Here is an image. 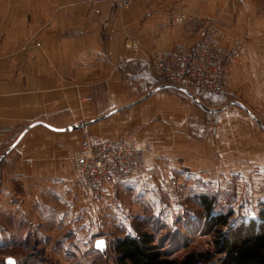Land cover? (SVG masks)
<instances>
[{
	"label": "crops",
	"instance_id": "1",
	"mask_svg": "<svg viewBox=\"0 0 264 264\" xmlns=\"http://www.w3.org/2000/svg\"><path fill=\"white\" fill-rule=\"evenodd\" d=\"M207 21L242 37L228 92L264 94V0H139L122 11L86 0H0V244L19 243L25 225L48 252L84 237L71 157L86 135L132 139L145 152L133 181L105 186L95 202L97 220L119 228L116 239L176 215L179 177L207 196L257 190V182L264 189L258 117L233 103L204 108L158 87L151 73L154 53L194 45ZM129 39L138 51L126 49ZM257 198L264 203L263 192Z\"/></svg>",
	"mask_w": 264,
	"mask_h": 264
},
{
	"label": "rangeland",
	"instance_id": "2",
	"mask_svg": "<svg viewBox=\"0 0 264 264\" xmlns=\"http://www.w3.org/2000/svg\"><path fill=\"white\" fill-rule=\"evenodd\" d=\"M192 8L193 4L189 7V9ZM193 15V13L190 15L188 14V17H186V19H188V24L185 25L190 24V20L194 17ZM177 19L175 21L176 23H178ZM208 24H214L218 27L222 37L221 41L225 46H231V43H234L235 41H238L241 46L240 62L230 73L231 75L241 67L244 48L241 40L242 37H240L238 31L229 32L222 29L217 21H207L205 26ZM185 44L188 47L193 46L188 45L187 43ZM227 81L224 92L219 95H223V97H227L234 102L243 104L244 107L252 111L261 122L260 129L264 133V94L258 95L255 92L251 93L242 91L240 86L234 87L231 92H228L229 89ZM184 97L188 98L187 96ZM201 97L205 96L202 95ZM87 137L93 138L91 135H86L83 139L85 140ZM260 177L262 178V176ZM259 180L264 181V178ZM181 181L185 182V187L182 189L178 187V184ZM257 184L259 185V189L252 191L247 190V187L245 186V188L241 190L233 187L229 190L220 191L215 194L209 193V196L215 195L218 199L215 212H227L229 210L234 211L231 223L224 229V231L229 232L235 224L241 222V219L244 221H250L249 217L252 214L257 218V213L264 206V203L262 204V202H260L261 200H258L257 198V193H264V189L260 187L261 182H257ZM175 186L177 192L176 195H178L177 198L180 199L174 207L177 209L178 213L173 216H168V219L164 221H156L152 219L145 226H140V230L144 233L147 232L153 235L155 245L159 247V250L162 253L171 251L176 256H180L190 251H194L198 254L214 252L215 248L213 236L211 234H204L205 214L198 199L203 195L198 194L199 191L197 192L190 189L188 183L180 177L176 179ZM81 198L84 199V203L86 205L84 206V237H79V232H77V237H73L75 239L72 240V246H69L67 251L65 249L62 250L61 245L57 244L52 247L51 252H48V244H44L42 241H39L37 237L28 233L27 225H25L26 227H24V229L26 231H19V235L23 234L19 237V243L11 246H6L3 243L0 244V264L4 263L8 257L15 258L17 264H116V257L112 249L115 241L117 240L116 237L119 234V228L114 225L111 218L108 219L106 217L104 222L97 220L95 214V202L99 198L93 199L89 195L85 197L81 196ZM14 225H16V223ZM102 235L107 237L108 248L106 255H103L99 250H96L94 246L96 240ZM220 258V256H215L210 261L204 262V264H220Z\"/></svg>",
	"mask_w": 264,
	"mask_h": 264
},
{
	"label": "built area",
	"instance_id": "3",
	"mask_svg": "<svg viewBox=\"0 0 264 264\" xmlns=\"http://www.w3.org/2000/svg\"><path fill=\"white\" fill-rule=\"evenodd\" d=\"M136 1L86 0L92 6L109 3L117 10H127ZM184 20L185 17H179L177 22ZM221 40L218 27L208 24L195 45L179 44L172 50L153 54L149 60L151 72L165 84L183 89L193 99L219 95L224 92L226 81L241 56L238 41L225 46ZM125 46L132 51L140 49L135 39H129ZM71 162L81 196L97 199L105 186L133 181L137 170L145 163V152L132 139L108 141L87 137L81 150L72 155ZM178 187L184 188L185 182L181 181Z\"/></svg>",
	"mask_w": 264,
	"mask_h": 264
},
{
	"label": "trees",
	"instance_id": "4",
	"mask_svg": "<svg viewBox=\"0 0 264 264\" xmlns=\"http://www.w3.org/2000/svg\"><path fill=\"white\" fill-rule=\"evenodd\" d=\"M152 73V72H151ZM153 75V74H152ZM158 87L163 90H172L183 96L191 98L186 93L175 87L165 84L154 76ZM193 99V98H191ZM193 102L200 103L204 108L215 103L219 108L234 102L223 95L199 97ZM242 108L245 107L240 104ZM261 125V124H260ZM204 210V234H211L214 238V252L198 254L194 251L176 256L173 252H160L155 245L154 237L150 233H139L136 237L117 239L113 246L116 264H197L210 261L215 256H220V264H264V206L257 213V218L248 222L235 224L229 232L224 231L234 216V211L215 212L217 196L203 195L198 198ZM2 264H7L6 261Z\"/></svg>",
	"mask_w": 264,
	"mask_h": 264
},
{
	"label": "water",
	"instance_id": "5",
	"mask_svg": "<svg viewBox=\"0 0 264 264\" xmlns=\"http://www.w3.org/2000/svg\"><path fill=\"white\" fill-rule=\"evenodd\" d=\"M165 87H167V86H164L163 88H165ZM175 88L178 89V90H180V91H182V92H184V93H186L187 95H189L192 98V96L189 93H187L186 91H184L183 89H181L179 87H175ZM80 127H83V125H76L75 126V129H78ZM14 146H12L10 149H8L7 150V153H9L14 148ZM98 242H102L103 243V248L102 249L97 247V243ZM94 246H95V249L96 250H99L103 255H106L107 254V245H106V240L105 239H103V238L97 239ZM10 261L13 262V264H17L15 258H13V257L6 258V263L7 264H9Z\"/></svg>",
	"mask_w": 264,
	"mask_h": 264
},
{
	"label": "snow or ice",
	"instance_id": "6",
	"mask_svg": "<svg viewBox=\"0 0 264 264\" xmlns=\"http://www.w3.org/2000/svg\"><path fill=\"white\" fill-rule=\"evenodd\" d=\"M97 247L102 249L103 248V243L102 242H98L97 243ZM9 264H13V262L10 261Z\"/></svg>",
	"mask_w": 264,
	"mask_h": 264
}]
</instances>
